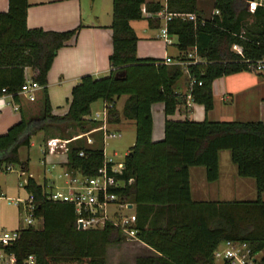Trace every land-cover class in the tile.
Segmentation results:
<instances>
[{
    "label": "trees",
    "instance_id": "16d2710c",
    "mask_svg": "<svg viewBox=\"0 0 264 264\" xmlns=\"http://www.w3.org/2000/svg\"><path fill=\"white\" fill-rule=\"evenodd\" d=\"M198 0H112L111 46L107 75L81 76L72 87L67 110L56 115L47 93V73L57 51L73 44L82 25L66 31H50L26 26L27 0H8L0 12V91L5 88L19 101L17 92L25 80L24 70L32 71L31 80L41 87L40 115L24 118L0 135V170L18 164L22 172L28 161H20L18 149L29 147L38 133L50 138H71L95 128L99 122L87 119L90 106L97 100L111 105L107 121L117 124L123 118L135 125V139L123 160V169L115 175L123 185L112 191L120 203L133 205L136 221L135 240L153 254L135 257L134 264H215L213 251L225 240L244 243L264 264V123L253 121H193L168 119L177 111L187 112V95L174 86L186 74L188 95L207 114L213 109L212 83L215 79L241 72H264L251 67L264 59V5L251 11L252 0H213L212 13L202 17ZM142 5L150 27H159L156 13L194 14V20L173 16L166 22L169 36L176 39L179 55L186 60L194 50L197 61L184 70L164 59L138 58V37L130 21L142 18ZM240 47V53L233 46ZM190 80H194L189 85ZM200 83V84H199ZM126 99L120 110L115 102ZM163 104L166 117L163 138L152 140V105ZM60 129V137L48 135ZM69 129L72 133L67 132ZM97 134V133H96ZM96 134H93L95 136ZM230 152V161L242 178H252L257 197L254 200L193 201L190 197L189 168L203 167L207 182L219 177L218 153ZM83 152L79 157L78 153ZM103 162L99 137L93 145L77 139L68 145L67 169L94 175ZM45 184L26 178L23 188L34 196L41 226H28L18 232L10 247L18 261L33 254L42 264H106L107 248L119 244L125 236L106 223L101 229L79 230L71 204L47 200ZM1 196V189H0Z\"/></svg>",
    "mask_w": 264,
    "mask_h": 264
},
{
    "label": "crops",
    "instance_id": "0c3cea01",
    "mask_svg": "<svg viewBox=\"0 0 264 264\" xmlns=\"http://www.w3.org/2000/svg\"><path fill=\"white\" fill-rule=\"evenodd\" d=\"M202 1L204 0L197 1V8L199 11H201L202 17L207 18L212 13H215V11L212 9L213 0H207V3H209L211 7L210 13H207L204 7L206 4H204ZM27 2L28 8L25 22L28 28H41L43 30L60 32L70 30L77 25H82L75 42L62 47L57 51V54L53 59L51 67L47 73V93L50 105L53 109L52 111L56 115H63L67 110V100L70 97L71 89L78 82L81 76L89 74L95 78H100L107 75L109 71L108 56L112 50V32L109 28L112 22V0H27ZM150 2H159L161 5H165V0H145V3ZM254 2L255 6L257 4L264 5V0H254ZM201 3H203V5ZM7 8L8 0H0V12L7 11ZM158 13L155 15L156 18L160 20V25L157 28L150 27L148 25L147 18L149 17V13L145 12L144 5H142V18L139 20L130 21V26L138 37L136 47V55L138 58L175 59V57L179 55V52L175 46V37L169 36L170 38H173L171 39V44L165 43V41L160 37V27L164 24V20ZM171 46H173L175 49L174 53H169ZM243 74H252L254 76L253 78H251L252 76L250 78L240 76ZM24 75L27 78H31L32 71L29 68H25ZM255 75L257 74L251 72H241L215 79L212 83L213 109L205 114L201 105L191 101L188 95L189 90L185 74L179 79L177 84L174 86V89L176 93L187 95V112L184 113L183 111H177L174 115L168 118L172 120H183L187 118L193 121H202L206 118L209 121H222L212 119V117L216 115L215 109L217 102L233 103L234 100H236L232 94L234 89L231 91L228 88L230 81L227 77L236 76L238 77V80L247 79L251 83L247 84L246 86L252 87L256 85V87H258L259 84H257L256 81L259 80V78H257L259 75ZM18 96L19 101L17 103L13 101L12 96H5L4 98V101L8 103V105L3 107L0 111V135L6 133V131L12 125L16 124L20 120L21 115L24 118L37 117L40 115L41 106L39 107V113L35 115L31 114L32 108L29 103H33L36 101V99H40L41 89L36 92V99L32 102L28 101L22 95ZM125 99L126 96H122L116 100L115 108L120 110ZM261 100H264V98H261ZM119 101L121 102L120 108L117 107V102ZM13 105L17 106V110L13 109ZM225 111L227 114L229 113V110L226 109ZM151 113L153 119L152 140L158 141L163 138L164 121L166 119L163 112V104L156 103L152 105ZM253 120H258L264 123V118L261 112L255 117V119L250 118L236 121ZM124 121L130 120H125L122 118L117 124H112L107 121V127L112 128L113 126H118ZM114 130L119 131L116 128H114ZM43 142L45 145L46 140H43ZM31 145L32 142H30V146ZM21 148L22 147L18 149V157L20 161H24V159L19 156V151ZM220 155L221 151L218 153L219 177L214 182L220 181L219 179L221 178ZM0 156H2V154H0ZM50 156L57 157V163H59L62 170L65 169V166L63 165L65 159L62 157V155L52 154ZM199 176L201 177V182L203 185V183L206 181L204 168H202V170H200L199 167L189 168L190 197L193 201H233L232 198L235 197L232 196L234 195L239 198L237 199L238 201L254 200L257 197L256 189L255 186L253 189L252 182L241 181L242 183H238V186L235 189L233 188L227 190L221 188L219 191L217 190V193H221V199H205V197L210 196L209 194L214 197L216 192L213 190L210 192L208 190L199 188V185L194 187L193 178H199ZM23 184H25V182ZM43 184L46 185L45 179ZM263 195L264 193L260 195V198L264 201ZM250 196H254L253 199H244ZM1 199L2 196H0V200ZM1 209L2 207L0 204V230H7L3 228V223L5 222L4 224L9 226L10 221H3L4 217L2 215ZM129 210L131 211L130 213H134L133 205H131ZM131 242L140 245L142 249H144L145 253L141 254L154 253L151 249L137 240H132ZM141 254L135 255L131 264H134L135 257Z\"/></svg>",
    "mask_w": 264,
    "mask_h": 264
},
{
    "label": "built area",
    "instance_id": "2783aa9c",
    "mask_svg": "<svg viewBox=\"0 0 264 264\" xmlns=\"http://www.w3.org/2000/svg\"><path fill=\"white\" fill-rule=\"evenodd\" d=\"M249 8L252 11L255 8L254 0L249 2ZM162 16L164 24L160 27V37L167 44H171V39L167 32L166 22L173 16L182 19L194 20V14H171L161 11L158 13ZM215 14H218L215 11ZM157 15V13H156ZM152 16V14H149ZM155 16V15H154ZM233 50L240 53V47L234 45ZM186 60H175L165 58L167 64H176L186 70V66L197 61L194 56V50L188 51L185 55ZM256 72H264V59L257 61L251 67ZM194 80H190L189 85H192ZM200 84V83H199ZM41 87L30 78L25 77L20 90L17 95H22L28 101L36 99V92ZM5 96H12L5 88L0 91V111L8 103L4 101ZM111 105L104 104L102 113L94 112L87 116V119L99 122V124L89 132L79 134L71 138H50L45 142L44 154H60L67 161L68 145L77 139H83L87 145H93L95 137L93 134H98L102 148L104 141L107 138H120L121 134L116 130H109L107 127V112ZM13 109L17 110V106L13 105ZM79 157L83 156V152L78 153ZM63 163V164H64ZM123 161L114 163L111 158H106L103 151V162L99 166L94 175L87 176L80 173L78 170L65 169L63 170V177L65 179L64 189H52L47 191L45 189L44 197L49 201L64 202L71 204L76 215V227L79 230L101 229L106 223H110L118 227L125 236L130 240H135L136 230L134 223L136 221L135 213H120L121 209L129 210L128 203H120L118 196L112 191L123 185L121 180H116L115 175L120 174L123 169ZM10 166L6 170H10ZM46 188V186H45ZM27 198L22 200L17 198L14 201L16 207L22 206L26 216L24 217L25 226H34L36 222L40 221L34 214L35 203L34 196L27 194ZM110 206H115L116 209H110ZM16 230H0V264H42L37 261L33 254H28L20 261L16 256L10 252V247L17 241L18 232ZM213 260L215 264H255L256 255L251 252L244 243L234 242L230 240L223 241L219 247L213 251Z\"/></svg>",
    "mask_w": 264,
    "mask_h": 264
},
{
    "label": "rangeland",
    "instance_id": "374dc122",
    "mask_svg": "<svg viewBox=\"0 0 264 264\" xmlns=\"http://www.w3.org/2000/svg\"><path fill=\"white\" fill-rule=\"evenodd\" d=\"M207 13H210L211 7L207 0L202 1ZM203 3H201L203 5ZM173 39V38H170ZM175 49L173 46L170 47L169 53H174ZM240 76L253 78L252 74H243ZM257 76V75H255ZM229 82V89L233 91L234 102L222 103L217 102L215 109V116L212 119L216 120H246L255 117L261 112L264 118V78L262 76H257L259 78L256 81L258 87L246 86L251 83L249 80H238V77L231 76L227 77ZM234 78V79H233ZM32 108L31 114H38L39 107L41 106L39 99H36L35 102L29 103ZM102 100H97L92 103L90 106L91 113L103 111ZM121 102H117V107L120 108ZM38 106V107H37ZM11 107V106H10ZM229 110L227 114L225 110ZM170 117V116H169ZM169 119V118H168ZM131 121V120H130ZM124 121L120 123L118 126L109 127V130H114V128L120 131V138H106L104 141L103 151L106 158H111L114 163H120L124 160L125 155L128 153L130 147L134 143L135 139V125L134 122ZM51 133L48 135L60 137V129H51ZM67 132H74L69 129ZM82 134V133H81ZM96 134L94 137H98ZM47 136L45 133H38L34 135L31 139L32 145L27 147H22L19 151V156L28 161V169L26 172H22L20 166L18 164H12L10 166V170L4 171L0 170V187L2 191V199L0 200V204L2 207V215L3 221H10V225H5L3 223V228L7 230H15L17 228H22L25 226L24 217L26 216L25 211L22 209V206L16 207L14 205V201L17 198L22 200L27 198V192L23 188L24 182L28 176L34 178L40 185L44 183V179L46 180V190L52 189H64V177L63 170L60 167L59 163H57V157L50 156L47 154H43L44 150V142ZM230 152L228 150H222L220 155V175L221 178L218 182H201V177L193 178V186H200L199 188L208 190L211 192L213 190L216 192L215 196L212 197L209 194V197H205V199H221V193H217V190L224 188L227 190L235 189L238 186V183L242 182H252L253 189L255 186L254 180L252 178H242L236 174L235 166L232 165L229 159ZM203 167H199L202 170ZM196 176V175H195ZM241 182V183H242ZM205 184V185H204ZM232 200H237V196H232ZM254 196H250L244 199H253ZM264 198V195H263ZM110 209H116L115 206H110ZM130 210L121 209L120 213L129 214ZM41 226V222H36L35 227L39 228ZM132 240L125 238L119 244H113L108 246L107 254H106V264H131L132 259L135 255L145 253L144 249L138 244L131 242ZM260 253L256 255V258H260Z\"/></svg>",
    "mask_w": 264,
    "mask_h": 264
},
{
    "label": "water",
    "instance_id": "95a60500",
    "mask_svg": "<svg viewBox=\"0 0 264 264\" xmlns=\"http://www.w3.org/2000/svg\"><path fill=\"white\" fill-rule=\"evenodd\" d=\"M129 208L131 207V205L128 206Z\"/></svg>",
    "mask_w": 264,
    "mask_h": 264
}]
</instances>
